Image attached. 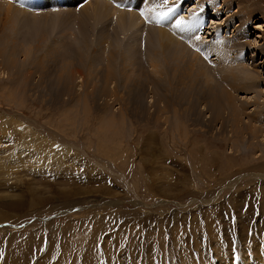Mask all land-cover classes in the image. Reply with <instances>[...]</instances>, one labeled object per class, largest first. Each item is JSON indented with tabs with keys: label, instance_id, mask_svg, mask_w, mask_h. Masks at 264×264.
Segmentation results:
<instances>
[{
	"label": "rangeland",
	"instance_id": "374dc122",
	"mask_svg": "<svg viewBox=\"0 0 264 264\" xmlns=\"http://www.w3.org/2000/svg\"><path fill=\"white\" fill-rule=\"evenodd\" d=\"M11 1L0 0V264H264V0ZM147 8L194 18L198 40L226 45L210 61L248 77L212 98L205 74L125 61L127 37L150 24L118 15Z\"/></svg>",
	"mask_w": 264,
	"mask_h": 264
},
{
	"label": "bare ground",
	"instance_id": "6f19581e",
	"mask_svg": "<svg viewBox=\"0 0 264 264\" xmlns=\"http://www.w3.org/2000/svg\"><path fill=\"white\" fill-rule=\"evenodd\" d=\"M44 1H46V3ZM6 2H3V3L12 4L11 2H13V1L7 2V3ZM49 2H50L49 0H42V3H44V4H49ZM97 2H99V1H96L95 3L98 4ZM0 3H2V2H0ZM139 3H141V1L139 2L137 0H135V1L133 0L130 3V6L133 4L132 6H134L135 8H138ZM99 4L104 5L103 2H99ZM107 4H109V3H107ZM23 6H26V5H23ZM123 8L126 9L125 6ZM124 9L118 15V18L121 19V20H117L118 22L125 23V24L129 25L130 28L141 25V23H143V21L146 22L147 24H150V25H148L147 31L145 32V34H146L145 39H143V37H141L136 32H132L127 37L126 43L124 42V45H125L124 48L126 47V49H127V52H125L127 54L124 53L126 55V56L124 55V57L126 58L125 61L130 59L131 61L134 62V59H135V63H139L140 70L143 69V73L144 72L147 73L146 65L149 62L151 67L153 69H155V71L157 73H158V71L156 69L160 66L161 69L159 70V73L161 74V76H164L165 73H169L171 71L173 72L171 67L180 68L182 70H185L187 72L186 75H188V77L189 76L191 77L190 71H189V70H191L192 75L196 74V76H195L196 80L198 79V80L204 81L205 78L204 79H201V78H203L204 74H205L206 75L205 77L207 78V82H205V84H206L205 85V87H206L205 91L207 94H209L208 96L212 97V98H214L212 96L214 94V90L216 91V89H218V87H224L220 90H224V89L228 90V85H229L228 79L232 80L229 86H231L230 89L233 90L234 87L239 84V82H241L242 80H245L244 77H248V76H246V74H245V76H243L240 73V71H238L237 69H234V68L223 69L222 66L220 67V65H222V63H220V61H219V63L210 61L211 60L210 57H212L213 54H214V56H217L216 54H218V56H217L218 58L224 57V55H226L225 54L226 51L224 50L226 45H224V44L218 45V44H215V42H211V43L208 42L207 43L206 41L202 42V41L198 40L197 39L198 36L196 35V32H197L196 29H197V23L198 22L193 21L194 18L193 19L189 18V19L184 20L183 17H180V18L176 19V17L179 16V14L174 15L173 13H171V16L167 14L166 19H163L162 22L157 23V20L161 16L159 14L160 12L157 13L156 11H154V10L151 11V10H149V8H147L145 10V12L143 13V15L136 12L135 9H134V11L131 10L132 12L130 11L131 14H128ZM238 17H239V15H238ZM151 24H153L154 26H151ZM245 24L246 23L244 21H242V27H244V30L248 27V26H243ZM157 25L159 26L158 29L156 28ZM217 31L219 32V29L210 31L211 35H214V36L219 35L218 33H216ZM141 40H142V42H141ZM234 44L235 43H232V45H234ZM257 49H258V55L259 56L261 54H264V44L260 45ZM122 51H124V49ZM138 53H139L140 59L136 58ZM237 58L236 57L234 58V59H236L235 62L239 61V57H237ZM122 59H121V61H122ZM139 60H141L142 62H140ZM157 61H158V63H157ZM133 62H131V63L133 64ZM208 63H213L212 65L217 64L215 67V70H214L216 72L211 71V67H208V65H209ZM128 66L131 67V65L127 64V67ZM126 69H128V68H126ZM171 75H173V74H171ZM127 76H128V74H127ZM166 77H168V76H166ZM172 80H170V81H172ZM155 81H157V80H155ZM232 84H234V85H232ZM186 88H187V86H186ZM239 90L242 91L244 89L240 87ZM246 91H249V89ZM205 98L208 99V97H205ZM232 98H234V97L232 96ZM207 99H206V101H207ZM228 101L232 103L231 105L233 107L235 106V108H236L238 106L237 103H234V100L228 99ZM246 108L247 107H245L243 109L246 110ZM260 111H257V112H260ZM257 112H256V114H259ZM240 113H242V112H239L237 114V117ZM249 116H251V114H249ZM258 117H259V115H258ZM239 119L241 120V118H239ZM254 121H255V119H254ZM256 121H259V120H257V118H256ZM257 128H258L257 126H253L252 130H254L256 132ZM3 204L6 207H13L14 208V207H18L21 203L17 201V202H12V203H6L5 202ZM259 256H257V259H258L257 262H260L259 261L260 258H258ZM221 264H239V263L234 262L232 260H226L224 263H221ZM242 264H256V260H254V262L250 263V259H245L242 262ZM259 264H262V263H259Z\"/></svg>",
	"mask_w": 264,
	"mask_h": 264
},
{
	"label": "snow or ice",
	"instance_id": "6c2138e0",
	"mask_svg": "<svg viewBox=\"0 0 264 264\" xmlns=\"http://www.w3.org/2000/svg\"><path fill=\"white\" fill-rule=\"evenodd\" d=\"M141 15H143V13H141ZM166 16H167V13L162 14V15L160 16V18L157 20V23H160V22L163 21V19H166ZM197 39H199V37H197Z\"/></svg>",
	"mask_w": 264,
	"mask_h": 264
}]
</instances>
